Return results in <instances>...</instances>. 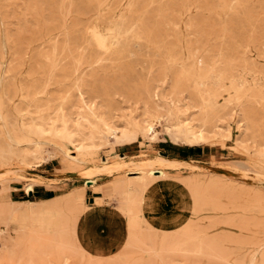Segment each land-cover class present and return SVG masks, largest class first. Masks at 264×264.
<instances>
[{
  "label": "rangeland",
  "instance_id": "rangeland-1",
  "mask_svg": "<svg viewBox=\"0 0 264 264\" xmlns=\"http://www.w3.org/2000/svg\"><path fill=\"white\" fill-rule=\"evenodd\" d=\"M0 264H264V0H0Z\"/></svg>",
  "mask_w": 264,
  "mask_h": 264
},
{
  "label": "crops",
  "instance_id": "crops-1",
  "mask_svg": "<svg viewBox=\"0 0 264 264\" xmlns=\"http://www.w3.org/2000/svg\"><path fill=\"white\" fill-rule=\"evenodd\" d=\"M164 145L167 144L164 143ZM166 150L169 149L167 148ZM194 152L195 151L189 155H193ZM159 183L160 182H154L151 184V187L148 189V193L146 195L143 194L145 197L142 198L143 195L141 196L142 199L139 204L143 214H145L150 220H154L150 213H162L158 210L155 204L153 205V200L157 197V192L160 195L159 191L162 189V186ZM40 191H43V189ZM100 194V191H93L92 189H90L89 192L85 191L84 201L87 204L92 205L94 196H98ZM119 212L114 209L113 204L107 205L102 203L99 207L93 206L92 209L86 212L78 220L77 233L81 242L86 246L88 251L91 252L94 249H100L103 253L107 251V249L111 247L118 238L123 237L125 232L124 218L126 219V229L127 218L120 208ZM96 254L99 255V252Z\"/></svg>",
  "mask_w": 264,
  "mask_h": 264
},
{
  "label": "trees",
  "instance_id": "trees-1",
  "mask_svg": "<svg viewBox=\"0 0 264 264\" xmlns=\"http://www.w3.org/2000/svg\"><path fill=\"white\" fill-rule=\"evenodd\" d=\"M166 144L168 145V143H166ZM181 147H182V149H180V154H182V155H189L193 151H197V146H195V145H192V146H181ZM40 190H42L41 187L35 186L33 192H35V194L39 195V191ZM30 195H31V193H29V195H27V198H29ZM48 197H50L49 194L46 195L44 198H48Z\"/></svg>",
  "mask_w": 264,
  "mask_h": 264
},
{
  "label": "bare ground",
  "instance_id": "bare-ground-1",
  "mask_svg": "<svg viewBox=\"0 0 264 264\" xmlns=\"http://www.w3.org/2000/svg\"><path fill=\"white\" fill-rule=\"evenodd\" d=\"M119 32V31H118ZM171 160H168V159H165V163L163 164V166H171L170 164ZM136 165V164H134ZM149 166V165H148ZM155 172V171H154ZM158 173L162 174L163 172L162 171H157ZM153 173V172H152Z\"/></svg>",
  "mask_w": 264,
  "mask_h": 264
}]
</instances>
